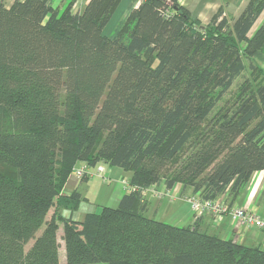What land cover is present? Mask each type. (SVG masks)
Returning <instances> with one entry per match:
<instances>
[{"label":"trees","instance_id":"1","mask_svg":"<svg viewBox=\"0 0 264 264\" xmlns=\"http://www.w3.org/2000/svg\"><path fill=\"white\" fill-rule=\"evenodd\" d=\"M76 1L0 2V264H61L60 224L65 264H264L261 246L148 217L145 197L162 182L235 197L264 170V0L206 25L139 0L110 36L122 0ZM77 163L83 182L131 173L117 207L62 215L82 200L61 194Z\"/></svg>","mask_w":264,"mask_h":264},{"label":"crops","instance_id":"2","mask_svg":"<svg viewBox=\"0 0 264 264\" xmlns=\"http://www.w3.org/2000/svg\"><path fill=\"white\" fill-rule=\"evenodd\" d=\"M14 1L0 0L7 7H10ZM179 1L190 10L193 19L200 20L202 24L206 25L221 5L225 6L227 16L233 21L243 12L250 0ZM65 2L67 0H54V6L61 7ZM88 2L89 0H77L74 5L75 9L81 11ZM134 3L136 5L139 0H122L104 32H106L115 18L120 23ZM263 22L264 11L256 22L258 24L257 28ZM118 25L112 27L107 36H110ZM260 66L264 70V59L260 62ZM81 165V163H77L76 168ZM93 173L84 182L74 173L69 176L61 194L70 196L77 190L81 193L82 200L76 210H62V215L65 218L82 221L87 213L99 212L105 206L117 207L122 197L127 193L130 172L124 171L120 167L104 165L103 172L94 171ZM145 197L147 200L146 215L148 217L179 227L195 223L200 230L209 234H216L224 239H232L240 244L264 248V232L253 226H236L229 213H226L219 221L209 211L196 217L190 201L194 197L190 187L184 188L182 184L177 183L168 189L165 183L162 182L146 190ZM217 200L223 201L230 209L242 206L264 217V170L255 171L246 187L237 196L229 197L228 192H226L220 195ZM50 212H53V210ZM59 231H62V224H60Z\"/></svg>","mask_w":264,"mask_h":264},{"label":"built area","instance_id":"3","mask_svg":"<svg viewBox=\"0 0 264 264\" xmlns=\"http://www.w3.org/2000/svg\"><path fill=\"white\" fill-rule=\"evenodd\" d=\"M97 171L103 172L104 167L99 166ZM85 173V167L75 168L74 174H76L78 177L81 178ZM190 201L196 217L202 215L206 211H209L213 213L215 215V219L219 221L226 213H229L233 221L236 223V226H253L264 232V217L252 210L247 209L246 207L238 206L230 209L221 200L202 199L198 195L191 198Z\"/></svg>","mask_w":264,"mask_h":264},{"label":"rangeland","instance_id":"4","mask_svg":"<svg viewBox=\"0 0 264 264\" xmlns=\"http://www.w3.org/2000/svg\"><path fill=\"white\" fill-rule=\"evenodd\" d=\"M121 18H122V17H121ZM121 18H120V19H121ZM116 19H117V18H115V19L113 20V22L111 23V25L109 26V28L106 30V32H104L106 35L108 34L109 30H110L112 27H114L115 25L119 24V21L117 22ZM120 19H119V20H120ZM258 23H259V22H258ZM257 25H258V24H256V25L252 28V30H251V32H250V35L253 34V32L257 29ZM238 81H239V79H238L235 83H237ZM235 90H236V85H234V86L231 88V90L226 94V96H225V97L223 98V100L221 101V104H224L228 98H231V96H232V94L235 92ZM51 213H52V212H50V213L48 214V217H49V218H50V216H51ZM40 232H41V230L39 231V233H40ZM61 236H62V231H59V241H60V243H61V248H60V263H61V264H65V263H66V252H65V248H64V242H63V240L61 239ZM98 264H107V263H103V262H101V263H98Z\"/></svg>","mask_w":264,"mask_h":264}]
</instances>
